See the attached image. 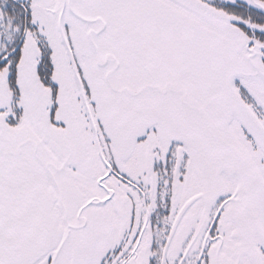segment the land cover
I'll use <instances>...</instances> for the list:
<instances>
[{"label": "snow or ice", "instance_id": "snow-or-ice-1", "mask_svg": "<svg viewBox=\"0 0 264 264\" xmlns=\"http://www.w3.org/2000/svg\"><path fill=\"white\" fill-rule=\"evenodd\" d=\"M0 264H264V0H0Z\"/></svg>", "mask_w": 264, "mask_h": 264}]
</instances>
